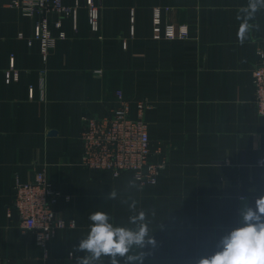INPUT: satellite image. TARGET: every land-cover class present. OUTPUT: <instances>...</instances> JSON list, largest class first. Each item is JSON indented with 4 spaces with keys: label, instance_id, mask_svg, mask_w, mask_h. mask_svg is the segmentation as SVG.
<instances>
[{
    "label": "crops",
    "instance_id": "0c3cea01",
    "mask_svg": "<svg viewBox=\"0 0 264 264\" xmlns=\"http://www.w3.org/2000/svg\"><path fill=\"white\" fill-rule=\"evenodd\" d=\"M80 1L76 19L63 17L66 36L44 62L39 42L28 44L38 17L0 0V264H77L84 253L74 249L89 231L91 213L103 211L115 225L133 227L129 217L141 210L157 241L144 264H194L216 251L224 231L239 226L240 197L253 204L264 193L258 163L264 115L253 84L264 10L248 21L241 41L248 0H96L99 32ZM155 7L163 23L187 24L190 36L155 39ZM57 18L50 14L52 23ZM11 55L20 78L7 83ZM119 90L132 116L137 100L150 105L151 160L166 161L155 183L81 164L82 117L107 115ZM39 170L60 191L57 215L75 222L58 229L45 248L8 212L15 179L30 180ZM133 201L136 211L129 208Z\"/></svg>",
    "mask_w": 264,
    "mask_h": 264
},
{
    "label": "built area",
    "instance_id": "2783aa9c",
    "mask_svg": "<svg viewBox=\"0 0 264 264\" xmlns=\"http://www.w3.org/2000/svg\"><path fill=\"white\" fill-rule=\"evenodd\" d=\"M80 0L73 5L63 0H10L9 5L19 8L28 17H38L33 25L28 44L38 41L43 61H47L50 51L60 38L66 36L62 28V19L72 16L76 19ZM88 11L89 24L94 32L100 29V11L96 0H84ZM58 18L53 23L50 14ZM153 37L155 39H186L190 36L187 24L175 25L163 23L161 9L155 7L152 18ZM53 28L58 30L57 34ZM24 37L23 32L17 35ZM260 62L253 70L255 88V104L258 113L264 115V36L258 48ZM42 74L45 69L41 70ZM20 72L16 67L15 56L11 55L9 67L5 71L7 83L17 81ZM33 86H29V94L33 95ZM117 105L105 116L84 115L80 139L83 150L81 164L92 169H104L114 177L130 172L141 184L155 183L164 169L166 161H152L151 139L145 112L149 103L145 99L136 101V115L132 116L130 105L124 99L121 90L117 92ZM258 163L264 166V157ZM15 194L8 205V212L15 211L24 231H33L37 243L45 248L56 231L64 227H74L75 222L65 221L54 210V204L60 197V191L47 177L45 170L36 171L30 180L14 181ZM69 198V197H67Z\"/></svg>",
    "mask_w": 264,
    "mask_h": 264
},
{
    "label": "clouds",
    "instance_id": "9594fccd",
    "mask_svg": "<svg viewBox=\"0 0 264 264\" xmlns=\"http://www.w3.org/2000/svg\"><path fill=\"white\" fill-rule=\"evenodd\" d=\"M260 10H264V0H248L238 33L241 41L251 28L248 21ZM114 197V193H109V199ZM240 200L239 226L224 231L216 241V251L198 256L194 264H264V193L258 195L253 204L244 196ZM129 208L136 211V202L133 201ZM88 218L89 231L74 249L84 253L76 257L77 264H105V261L121 264V260L124 264H144L151 250L157 247L148 213L143 210L129 217L133 227L115 225L103 211L93 212Z\"/></svg>",
    "mask_w": 264,
    "mask_h": 264
},
{
    "label": "water",
    "instance_id": "95a60500",
    "mask_svg": "<svg viewBox=\"0 0 264 264\" xmlns=\"http://www.w3.org/2000/svg\"><path fill=\"white\" fill-rule=\"evenodd\" d=\"M50 132L54 133L55 131L53 130V131H50Z\"/></svg>",
    "mask_w": 264,
    "mask_h": 264
}]
</instances>
